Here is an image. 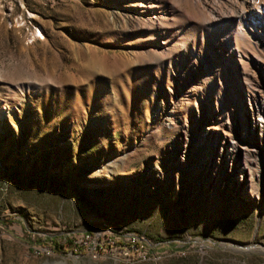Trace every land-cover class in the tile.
Here are the masks:
<instances>
[{
  "label": "rangeland",
  "instance_id": "rangeland-1",
  "mask_svg": "<svg viewBox=\"0 0 264 264\" xmlns=\"http://www.w3.org/2000/svg\"><path fill=\"white\" fill-rule=\"evenodd\" d=\"M263 23L264 0H0V264H264Z\"/></svg>",
  "mask_w": 264,
  "mask_h": 264
},
{
  "label": "bare ground",
  "instance_id": "bare-ground-1",
  "mask_svg": "<svg viewBox=\"0 0 264 264\" xmlns=\"http://www.w3.org/2000/svg\"><path fill=\"white\" fill-rule=\"evenodd\" d=\"M254 1L255 0H242V4H254ZM257 26L259 27L258 31L260 32V35H261L262 39H264V23L260 24V25H257ZM256 111H257L256 115L258 117L262 118V116L264 114L263 107H261V106L259 107L258 106L256 108ZM263 122L264 121L261 120V119H257V120L253 119L251 125L249 126V129H250L249 132L253 135L254 132L257 131V128L263 124ZM3 131L4 130L0 128V137L3 134ZM228 158L229 157H227L226 160L225 159L221 160L220 163L218 162L216 164V167H214V168H213L212 165H215V164H210V163L203 164L201 166L203 179L207 182L208 185H212V186H214L216 188L219 186L220 181L222 180V175H225L227 173V171H228L227 170L228 167H229ZM241 175H242V173H241Z\"/></svg>",
  "mask_w": 264,
  "mask_h": 264
},
{
  "label": "trees",
  "instance_id": "trees-1",
  "mask_svg": "<svg viewBox=\"0 0 264 264\" xmlns=\"http://www.w3.org/2000/svg\"><path fill=\"white\" fill-rule=\"evenodd\" d=\"M36 241L39 246L59 254H65L70 250L72 242L68 239L67 235H60L56 237H47V236H36ZM139 244H136V246Z\"/></svg>",
  "mask_w": 264,
  "mask_h": 264
},
{
  "label": "built area",
  "instance_id": "built-area-1",
  "mask_svg": "<svg viewBox=\"0 0 264 264\" xmlns=\"http://www.w3.org/2000/svg\"><path fill=\"white\" fill-rule=\"evenodd\" d=\"M131 242H134V239L133 238L131 239Z\"/></svg>",
  "mask_w": 264,
  "mask_h": 264
}]
</instances>
